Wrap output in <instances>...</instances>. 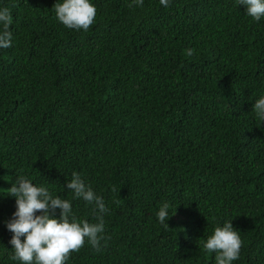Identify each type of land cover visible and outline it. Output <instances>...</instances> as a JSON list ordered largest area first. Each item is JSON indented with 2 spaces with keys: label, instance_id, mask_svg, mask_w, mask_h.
Instances as JSON below:
<instances>
[{
  "label": "trees",
  "instance_id": "1",
  "mask_svg": "<svg viewBox=\"0 0 264 264\" xmlns=\"http://www.w3.org/2000/svg\"><path fill=\"white\" fill-rule=\"evenodd\" d=\"M56 2L0 0L13 18L0 48V264H20L6 222L21 175L97 222L58 185L73 172L108 212L101 251L86 241L67 264H216L203 243L231 220L243 241L232 264H264V122L252 110L264 17L237 0H92L85 32L56 19ZM122 51L140 83L124 77Z\"/></svg>",
  "mask_w": 264,
  "mask_h": 264
},
{
  "label": "clouds",
  "instance_id": "2",
  "mask_svg": "<svg viewBox=\"0 0 264 264\" xmlns=\"http://www.w3.org/2000/svg\"><path fill=\"white\" fill-rule=\"evenodd\" d=\"M133 3L135 6L143 7L144 0H133ZM237 3L244 5L247 15L254 20L259 21L264 17V0H237ZM160 4L168 7L170 0H160ZM53 9L56 19L66 28L85 32L95 23L97 15L92 0H62L56 2ZM12 20L9 9L0 8V26H2L0 48L7 49L12 46L10 31ZM122 52L124 54H119L127 69L124 77L132 76L140 83L141 77L139 71L135 69V58H132L129 51ZM185 54L192 56L194 50L187 49ZM252 110L256 117L264 122V96L255 100ZM56 145L59 150L61 145ZM7 175L11 176V169L7 170ZM58 185L63 187V191L71 192L74 198L83 199L87 204L93 205L97 222L78 220L72 214V204L69 200L59 196L54 197L46 187L36 186L21 175L8 189V195L16 198L13 219L6 222L8 230L13 233L10 240L13 249L10 259L19 261L20 264H67L71 254L79 252L86 241L96 252L101 251V241L105 240L104 214L108 212L105 201L101 196L96 195L76 172L72 173L70 181ZM57 209L60 210L59 218L54 215ZM168 210L169 204L166 202L159 207L156 215L161 224L170 217ZM37 212L41 214L38 215ZM231 221L216 226L203 243V248L207 252H215L216 264H232L239 258L243 241Z\"/></svg>",
  "mask_w": 264,
  "mask_h": 264
}]
</instances>
